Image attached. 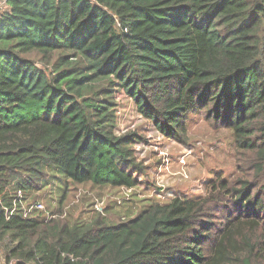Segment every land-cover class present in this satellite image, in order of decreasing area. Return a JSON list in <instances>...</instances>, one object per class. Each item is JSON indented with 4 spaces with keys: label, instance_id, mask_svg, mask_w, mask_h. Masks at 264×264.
Here are the masks:
<instances>
[{
    "label": "trees",
    "instance_id": "obj_1",
    "mask_svg": "<svg viewBox=\"0 0 264 264\" xmlns=\"http://www.w3.org/2000/svg\"><path fill=\"white\" fill-rule=\"evenodd\" d=\"M2 1L6 261L264 264V0ZM31 53L46 61L56 54L55 73ZM120 91L170 138L184 140L195 112L227 126L255 174L241 163L242 175L217 179L204 199L150 203L116 223L24 216L23 204L54 180L62 199L74 185L139 184V136L116 132ZM222 198L229 207L220 220L210 208Z\"/></svg>",
    "mask_w": 264,
    "mask_h": 264
},
{
    "label": "rangeland",
    "instance_id": "obj_2",
    "mask_svg": "<svg viewBox=\"0 0 264 264\" xmlns=\"http://www.w3.org/2000/svg\"><path fill=\"white\" fill-rule=\"evenodd\" d=\"M28 56L49 75L55 73L56 54L48 61L39 53ZM116 102L117 134L135 132L139 136V142L133 146L143 166L139 184L134 188L74 185L62 199L60 186H64L54 180L29 199L44 204L46 211L41 216L48 214V219L59 217L69 222L90 223L102 215L116 223L135 216L150 203H168L175 198L204 199L214 192L213 182L217 179L235 181L242 175L241 163L242 169L255 174L249 163L241 160L242 151L234 132L204 113L190 114L184 140H178L160 132L152 119L144 116L135 101L123 91L116 94ZM188 149H192V153L182 163V156ZM228 207L222 198L217 206L212 204L210 210L222 220ZM0 257L7 260L4 245L0 247Z\"/></svg>",
    "mask_w": 264,
    "mask_h": 264
},
{
    "label": "built area",
    "instance_id": "obj_3",
    "mask_svg": "<svg viewBox=\"0 0 264 264\" xmlns=\"http://www.w3.org/2000/svg\"><path fill=\"white\" fill-rule=\"evenodd\" d=\"M6 0H3L2 3H5ZM2 6V5H1ZM192 153V149H188L186 151V153L182 156L181 162L185 163L186 159L190 156V154ZM23 196V192L19 191L18 192V198H22ZM44 204L39 202V201H35V202H31V203H24L22 210H23V214L24 216H28L30 215L32 212H37V211H46V209H44ZM98 209H100L99 206H97ZM14 209H12L11 213H13ZM47 218H48V214H47ZM50 218V217H49ZM6 261V260H5ZM4 259H2L0 257V264H14L13 261L10 262H5Z\"/></svg>",
    "mask_w": 264,
    "mask_h": 264
}]
</instances>
